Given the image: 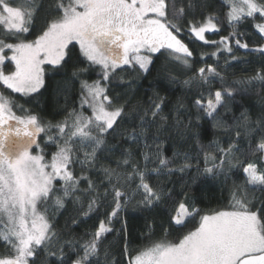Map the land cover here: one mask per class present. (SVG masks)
Masks as SVG:
<instances>
[{
  "label": "snow or ice",
  "instance_id": "1",
  "mask_svg": "<svg viewBox=\"0 0 264 264\" xmlns=\"http://www.w3.org/2000/svg\"><path fill=\"white\" fill-rule=\"evenodd\" d=\"M225 5L0 0V264H264V0ZM222 19L229 35L208 39ZM195 42L215 50L196 59ZM234 49L256 55L253 75L228 79ZM49 72L63 98L52 120L16 99L39 106ZM152 72L137 100L145 85L121 73ZM165 85L185 91L172 103ZM254 92L258 109L243 103ZM209 183L226 203L205 211L189 193Z\"/></svg>",
  "mask_w": 264,
  "mask_h": 264
},
{
  "label": "trees",
  "instance_id": "2",
  "mask_svg": "<svg viewBox=\"0 0 264 264\" xmlns=\"http://www.w3.org/2000/svg\"><path fill=\"white\" fill-rule=\"evenodd\" d=\"M211 8L210 9H205V14L208 13L209 10L213 11L216 14H219L222 10L223 6V11H227V7L225 5V0H210ZM199 18V17H197ZM182 23V21H181ZM238 31L240 32H245L248 31L249 35L246 37L247 40L250 42V46H255L256 44V37L252 35L253 29L249 27V22L248 21H242L239 25H237ZM231 31V28L227 24L225 20H221V31L219 34H209L208 39L210 40H219L220 36H227L229 35ZM187 42V41H186ZM193 50L195 54V58L199 59V56L201 53L207 52L211 53L214 51V47L209 46V45H203L201 42H195V43H190L189 45ZM235 54L237 57L240 58L237 62L233 63V66L227 67L225 65V59H227V54L225 53L223 56L220 58V66L222 68H226V73L227 77L229 80L233 79H241V78H246L248 76H251L254 74V69H258L260 65V61L256 57L255 54H245L244 50H235ZM245 60H252L254 63L253 64H246L243 61ZM164 62V58L161 57L160 61L157 62V67L160 66L161 63ZM213 59H209L208 63H213ZM199 65H197L198 67ZM247 70V71H246ZM121 76L126 79V80H133L136 79L137 84H144L145 87L140 90L139 95L136 96L137 100H142L144 91L147 90V84L150 82H154L155 80L158 79V75L156 72H152L150 76H148L147 80H141L133 75H130L128 73H121ZM47 79H48V89L43 92V95L38 97L37 99L39 100V106L36 105V101H32L31 103H25V100L23 98H20L19 96L16 97L19 103L24 104L26 108H30L35 112H38L42 115H44V118L46 120H52L53 119V114L57 111V100L59 99V104L62 107L63 106V98L62 97H57L55 95V87L56 85L60 82L61 77L59 75H54L51 72L47 74ZM166 87H170L173 90L179 89L176 91V94L173 96L171 95L170 92H165L160 90V95L167 97L172 103H175V101L181 97V95L184 93V89L180 85H165ZM126 91V89L123 88H118L114 89V92H122ZM129 95L134 94L135 92V85L132 90H128ZM259 91V89H257ZM151 94V93H149ZM260 95H264V92H261ZM191 100L192 97L190 95L185 96V104L191 105ZM239 100V98H238ZM245 104H252L256 106V109L259 108L260 106V96L254 92L250 97H247L245 101H243ZM193 111H195L193 109ZM63 119V116H56L55 120H60ZM124 128H128V125H124ZM54 150V149H51ZM78 171V169H77ZM163 179V178H161ZM179 190V186H178ZM190 197H195L198 203L196 204L197 207H200L207 211L208 209H214L218 207H223L224 204L226 203L223 199V193L222 189L218 184L215 183H209L206 186H203L200 190L190 192L189 193ZM129 212L131 213L132 210L129 209ZM68 218V214H65L63 217H58L59 219V225L58 229H61L64 227L65 220ZM198 219V218H197ZM98 223L96 219H90L87 221V223L80 224L79 227L76 229V232L74 233L77 236L83 237L84 233L86 232H91L94 229V226ZM144 220L142 217H135L134 219L130 220L129 223V228L132 231L133 235H138L139 234V229L143 226ZM117 228H119V225H116ZM189 228L192 227V224L188 225ZM184 231H187L185 229ZM175 234L173 236L169 237L174 238ZM116 240L115 236L110 235L108 237V242L109 243H114ZM139 246V245H134V247ZM3 248L0 247V251H2Z\"/></svg>",
  "mask_w": 264,
  "mask_h": 264
},
{
  "label": "rangeland",
  "instance_id": "3",
  "mask_svg": "<svg viewBox=\"0 0 264 264\" xmlns=\"http://www.w3.org/2000/svg\"><path fill=\"white\" fill-rule=\"evenodd\" d=\"M220 27H221V23H220Z\"/></svg>",
  "mask_w": 264,
  "mask_h": 264
}]
</instances>
